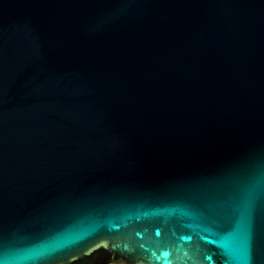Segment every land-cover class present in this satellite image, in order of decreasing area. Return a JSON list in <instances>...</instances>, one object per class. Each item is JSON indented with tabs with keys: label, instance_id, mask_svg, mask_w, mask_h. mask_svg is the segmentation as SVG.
I'll return each mask as SVG.
<instances>
[{
	"label": "water",
	"instance_id": "water-1",
	"mask_svg": "<svg viewBox=\"0 0 264 264\" xmlns=\"http://www.w3.org/2000/svg\"><path fill=\"white\" fill-rule=\"evenodd\" d=\"M0 264H264V0H0Z\"/></svg>",
	"mask_w": 264,
	"mask_h": 264
}]
</instances>
